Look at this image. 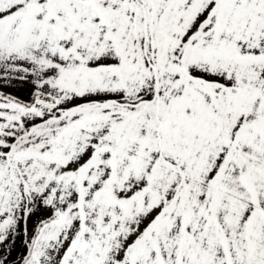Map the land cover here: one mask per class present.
<instances>
[{"label": "snow or ice", "instance_id": "snow-or-ice-1", "mask_svg": "<svg viewBox=\"0 0 264 264\" xmlns=\"http://www.w3.org/2000/svg\"><path fill=\"white\" fill-rule=\"evenodd\" d=\"M0 264H264V0H0Z\"/></svg>", "mask_w": 264, "mask_h": 264}]
</instances>
